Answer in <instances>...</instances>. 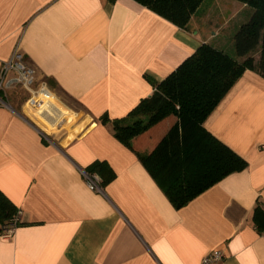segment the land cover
I'll use <instances>...</instances> for the list:
<instances>
[{"label":"crops","instance_id":"obj_1","mask_svg":"<svg viewBox=\"0 0 264 264\" xmlns=\"http://www.w3.org/2000/svg\"><path fill=\"white\" fill-rule=\"evenodd\" d=\"M249 9L204 0L180 29L133 0H0V68L18 48L33 89L45 84L56 99L38 107L20 87L0 94V192L20 212L12 235L0 236V264H201L215 250L219 264H264V228L254 219L264 211V79L255 70L203 124L246 169L179 209L112 130L150 97L152 79L202 44L233 52ZM259 57L258 48L255 65ZM95 162L114 179L99 185L93 175L91 189L86 169Z\"/></svg>","mask_w":264,"mask_h":264},{"label":"trees","instance_id":"obj_2","mask_svg":"<svg viewBox=\"0 0 264 264\" xmlns=\"http://www.w3.org/2000/svg\"><path fill=\"white\" fill-rule=\"evenodd\" d=\"M186 29L204 0H133ZM253 9L248 21L234 33L233 54L202 44L161 81L151 80L153 93L124 119L112 121L114 137L136 153L143 166L176 209L221 181L246 169V161L212 136L203 126L247 70L264 79V0H235ZM259 48L255 65L253 53ZM151 142L149 153L139 149ZM86 173L100 178L99 185L114 179L104 162L91 164ZM17 208L0 192V236L12 225ZM254 219L264 228V211ZM20 225L17 222L16 227Z\"/></svg>","mask_w":264,"mask_h":264},{"label":"built area","instance_id":"obj_3","mask_svg":"<svg viewBox=\"0 0 264 264\" xmlns=\"http://www.w3.org/2000/svg\"><path fill=\"white\" fill-rule=\"evenodd\" d=\"M35 83V72L24 61L18 48H16L11 57L5 61L0 68V94L4 93L6 89L17 86L30 92V99L28 102L33 101L35 106L40 107L45 102L54 103L55 96L50 93L45 84H40L36 89H33ZM39 98V100L37 99ZM36 99V100H35ZM27 102V103H28ZM0 103L2 100L0 99ZM40 134L46 138L48 137L45 132L40 130ZM87 184L91 189H98L99 180L96 176L88 177ZM20 219V212L13 220L12 225L7 229L3 236H11L16 228L17 222ZM264 240V231L260 234ZM223 259L221 251L215 250L203 258L201 264H219Z\"/></svg>","mask_w":264,"mask_h":264},{"label":"rangeland","instance_id":"obj_4","mask_svg":"<svg viewBox=\"0 0 264 264\" xmlns=\"http://www.w3.org/2000/svg\"><path fill=\"white\" fill-rule=\"evenodd\" d=\"M249 10H252V12H253V9H252V8L249 9ZM247 14H248V13H247ZM245 17H246V14H245V13H241L235 21H233V22L230 23L228 29H225V30H223V31L221 32V35H222L223 37H225V39L228 40V38L230 37V35H232V29H233V27H235L234 25L237 24L240 20L244 19ZM236 28L238 29V26H237V25H236ZM232 37H233V36H232ZM229 53H230V52H229ZM230 55H234L233 52H231ZM75 120L77 121V120H78V117H77ZM76 121H75V122H76Z\"/></svg>","mask_w":264,"mask_h":264}]
</instances>
